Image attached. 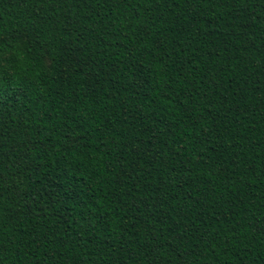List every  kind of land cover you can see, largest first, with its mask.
<instances>
[{
	"label": "trees",
	"instance_id": "1",
	"mask_svg": "<svg viewBox=\"0 0 264 264\" xmlns=\"http://www.w3.org/2000/svg\"><path fill=\"white\" fill-rule=\"evenodd\" d=\"M0 264H264V0H0Z\"/></svg>",
	"mask_w": 264,
	"mask_h": 264
},
{
	"label": "snow or ice",
	"instance_id": "2",
	"mask_svg": "<svg viewBox=\"0 0 264 264\" xmlns=\"http://www.w3.org/2000/svg\"><path fill=\"white\" fill-rule=\"evenodd\" d=\"M0 39H2V37H0Z\"/></svg>",
	"mask_w": 264,
	"mask_h": 264
}]
</instances>
